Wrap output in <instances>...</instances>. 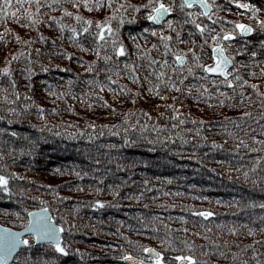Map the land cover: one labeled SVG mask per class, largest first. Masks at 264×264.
<instances>
[{"label":"trees","instance_id":"trees-1","mask_svg":"<svg viewBox=\"0 0 264 264\" xmlns=\"http://www.w3.org/2000/svg\"><path fill=\"white\" fill-rule=\"evenodd\" d=\"M131 2L138 4L144 0ZM250 2L264 8V1ZM216 3L220 10L213 11L218 17L253 25L255 30L248 37L235 38L248 51H241L236 43L232 48L239 53L235 56L239 62L235 66L241 76L257 83L259 91L264 92V75L260 73L264 67V55H261L264 50L258 47L264 33L249 18L250 12L229 0H216ZM84 15L102 18L104 12L85 11ZM258 15L264 19V11ZM140 22L146 23L143 17ZM7 28L23 39L37 36L35 31L22 28L11 19L6 24L0 20V34ZM138 30L136 24L124 26L123 38L130 49L128 33ZM40 32L48 40L45 43L37 40L31 45L33 60L39 59L48 71L40 70V65L35 64L31 88L25 86L23 77L16 76L20 99L12 105L0 100V117L4 118L0 119V128L5 129L0 133V165L5 166L0 171L17 174L9 182L11 193L0 191V224L19 230L20 221L15 213L19 211L24 217L23 208L41 207L39 201H46L56 222L61 217L65 221L61 235L68 246V255L50 251L49 256L58 257L55 264H128L119 257L125 252L142 254L139 251L142 245L164 251L166 257L178 255L181 250L186 254L191 251L198 261L215 264H240L242 260L255 264L254 249L257 259L264 261V231H261L264 209L259 207L264 203V144L252 139L255 136L257 141H264V97L245 86L241 102L239 89L234 92L219 85L226 92L221 96L215 92L216 86L209 84L211 97L205 94L196 99L162 88L161 95L166 93L168 98L161 100L142 86V94L132 103L130 95L115 97L107 88L100 92L88 83L93 74L86 72L87 64L81 65L78 59H95L91 53L78 51L66 36L61 40L55 29L41 26ZM13 33L0 39V67L5 64V56L10 59V53L27 47L9 38ZM248 40L252 43L248 44ZM151 42L149 39L148 43ZM61 45L67 53H72L71 58L58 53ZM37 48L39 57L35 53ZM251 50H256L258 55L250 57ZM251 60L259 63L253 64ZM11 67L19 69L21 64L13 61ZM250 71L255 76L249 75ZM122 82L133 89L137 87L126 78ZM0 84L11 96L6 77H0ZM49 90L56 94H49ZM26 94L31 100L24 98ZM24 104L30 107L24 109ZM37 104L44 109L43 119L38 115ZM169 104L179 107L168 108ZM10 107L17 111H7ZM174 110L181 115L173 118ZM145 112L150 119L143 115ZM124 113L129 114L127 124ZM93 123L94 129L90 127ZM132 123H136L135 129L130 127ZM144 124L148 127L139 131ZM173 124L177 127L172 128ZM112 125L117 127L111 128ZM157 125L161 127L153 132ZM109 128L119 135H112ZM13 131L18 135L12 136ZM125 135L134 143L125 144ZM88 136L93 139L89 140ZM166 136L169 139H164ZM112 144L117 147H109ZM96 200L103 201V206L92 207ZM250 201L256 206L252 207ZM200 210H210L214 215L207 218L193 215V211ZM231 228H236V232L232 233ZM249 229L253 230L251 235ZM165 237L172 240V246L161 244ZM185 240L193 243V249L185 247L182 243ZM173 246L177 251L168 250ZM39 251L34 245L33 255ZM219 252H224V256Z\"/></svg>","mask_w":264,"mask_h":264},{"label":"snow or ice","instance_id":"snow-or-ice-1","mask_svg":"<svg viewBox=\"0 0 264 264\" xmlns=\"http://www.w3.org/2000/svg\"><path fill=\"white\" fill-rule=\"evenodd\" d=\"M229 3L250 12L249 18L255 20L259 30L264 33V19L258 15L264 11V8L258 7L250 0H229ZM65 5H70V7ZM213 9L220 10V5L216 3V0H144L143 3L138 4L132 3L131 0H0V20L6 24L11 19L18 26L37 33L35 38L28 36L27 39H23L19 34L13 33L11 28H7L0 34V39H3L13 33L9 38L16 43L27 45L23 49H17L10 53V59L9 56L4 58L5 64L0 67V77L7 78V84L11 87L12 94L8 95L7 88L0 84V92L4 93L0 96V100L12 105L15 100L20 99L16 76L23 77L26 81L25 86L31 88V77L35 73V64L40 65V70L48 71V67L40 64L39 59L33 60L31 45L37 40L42 43L48 40V37L40 32L41 26L55 29L61 40L66 36L68 42L78 51L91 53L95 57L90 61H84L83 57L78 59V63L81 65L87 64L85 71L93 74L88 81L89 84H94L100 92L107 88L115 97L130 95L132 103H135L136 98L142 94V86L144 91L158 96L161 100L168 98L166 93L161 95L162 88L183 92L196 99H200L205 94L211 97L212 93L208 91L209 84L216 86L215 92L221 96H225L226 92L222 91L219 85H224L226 89H231L234 92L239 89L241 102L244 100L245 86L255 90L257 96L264 97V92L259 91L257 83H250L249 80L241 76L239 68L235 66L239 63L235 60V56L239 53L232 48V45L236 43L238 49L248 51L245 45L239 44L235 38L238 35L242 38L249 36L255 30L253 25L218 17ZM85 11L89 13L103 11L104 15L102 18H94L84 15ZM52 12H59L60 15H50L49 13ZM140 17H143L146 23H141ZM126 24H136L139 28L138 31L128 33V39L132 44L131 49L123 38ZM149 39H151V43H148ZM141 40L144 41L143 44L140 43ZM55 43V39H53L54 46ZM247 43L251 44L252 41L248 40ZM179 44L190 46L178 48ZM258 47L264 50V39L259 40ZM153 52L156 55H153ZM35 53L39 57L40 49H35ZM58 53L67 58L72 56V53H67L62 45L59 46ZM257 55L256 50L250 51V57L254 58ZM261 55H264V51L261 52ZM13 61L20 63L21 67L19 69L11 67ZM250 62L259 63L255 60ZM101 73H104L102 78ZM260 73L264 75V67L260 68ZM249 75L255 76V72L250 71ZM124 78L136 85V89L123 83L122 79ZM49 94L55 95L56 93L49 90ZM92 94L98 95V93ZM24 98L31 100L27 94ZM227 98L232 99V97ZM100 99L107 105V101H104L103 97ZM175 99L172 97L173 101ZM32 103L34 104L35 101ZM219 103L223 104L224 100H219ZM22 107L28 109L30 105L24 104ZM167 107L175 109L179 105L169 104ZM36 108L38 115L43 119V107L37 104ZM7 111L16 112L17 109L10 107ZM52 111L56 110L52 109ZM143 115L151 118L147 112ZM180 115L178 111L174 110L173 118ZM241 115L248 116L249 113ZM124 116V123L127 124L129 114L124 113ZM0 119L4 118L0 117ZM8 123L11 124L12 121L9 120ZM180 123L183 124L184 120H181ZM90 127L94 129L96 125L93 123ZM103 127L109 126L104 125ZM116 127L117 125L111 126V128ZM130 127L135 129L136 123L130 124ZM147 127L148 125L144 124L139 131L143 132ZM159 127L161 126L153 127L152 131L156 132ZM171 127L177 126L173 124ZM111 128H109L110 132ZM127 131L128 129L125 128V133ZM3 132L5 129L0 128V133ZM59 134L56 133V135ZM111 134L119 135V132H111ZM11 135L15 137L18 134L13 131ZM100 135H103V132ZM88 139L92 140L93 137L88 136ZM164 139H169V137L166 136ZM252 139L258 144H264V141H257L255 136ZM130 142L134 143L125 135L124 143ZM109 147L116 148L117 145L112 144ZM96 162L99 163V161ZM4 167V165H0V168ZM76 175L79 176L80 173L76 172ZM16 176L15 172L6 174L0 171V191L10 194L9 182ZM245 177H247V172H245ZM144 183L147 184V181ZM53 191L55 192V190ZM96 191H100V189L97 188ZM39 203L42 205L41 207L23 208L24 217L19 211L15 213L16 219L20 221L19 230L0 224V264H13V261L15 264H55L58 257L56 255L49 256L50 251L63 256L68 255V246L63 243L61 235L65 231L63 217L57 223L47 202L40 200ZM103 203L101 200H96L91 206L102 207ZM249 204L252 207L256 206L251 201ZM259 207L264 209V203L259 204ZM193 215L207 218L213 216L214 213L210 210H200L193 211ZM180 219L184 220L185 218L180 217ZM261 220L264 221V216L261 217ZM229 230L232 233L236 232V228ZM183 231H187V229H183ZM261 231H264V227L261 228ZM252 232L253 230L249 229V235ZM196 235H200V233H196ZM160 242L168 246L173 245L172 240L168 237L161 239ZM182 243L189 250L194 247L193 243L187 240ZM213 243L217 242L213 241ZM34 245L41 250L35 256L33 255ZM168 250L177 251L174 246ZM139 251L142 254L133 255L130 252H125L119 258L128 264H215V262L198 261L191 251L186 254L181 250L180 254L168 257L165 256L164 251H159L151 246L142 245ZM219 255L223 257L224 252H219ZM233 255L235 257V254ZM252 258L255 260V264H264V261L257 259L254 249ZM240 264H249V261L242 260Z\"/></svg>","mask_w":264,"mask_h":264},{"label":"water","instance_id":"water-1","mask_svg":"<svg viewBox=\"0 0 264 264\" xmlns=\"http://www.w3.org/2000/svg\"><path fill=\"white\" fill-rule=\"evenodd\" d=\"M261 1H264V0H261ZM248 37V36H247Z\"/></svg>","mask_w":264,"mask_h":264}]
</instances>
